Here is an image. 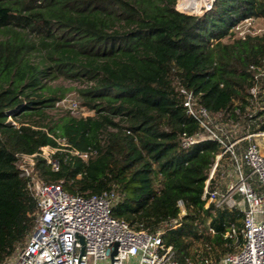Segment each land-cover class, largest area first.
I'll use <instances>...</instances> for the list:
<instances>
[{"label":"trees","instance_id":"1","mask_svg":"<svg viewBox=\"0 0 264 264\" xmlns=\"http://www.w3.org/2000/svg\"><path fill=\"white\" fill-rule=\"evenodd\" d=\"M177 1L0 0V264L36 223L16 155L46 146L57 149L59 169L38 156L39 179L63 181L71 194L115 191L113 216L136 231H163L179 264L220 259L242 245V236L238 244L225 237L231 224L241 229L242 213L202 199L222 146H181L180 136L200 127L179 88L223 122L243 118L245 132L264 131V79L263 109L247 115L256 106L249 69L264 70V35L233 39L242 22L264 19V0H216L199 15L179 12ZM62 78L87 84L79 95L89 114L51 119L66 93L51 83ZM71 151L95 154L85 161Z\"/></svg>","mask_w":264,"mask_h":264},{"label":"built area","instance_id":"2","mask_svg":"<svg viewBox=\"0 0 264 264\" xmlns=\"http://www.w3.org/2000/svg\"><path fill=\"white\" fill-rule=\"evenodd\" d=\"M215 1L205 0L202 13L210 10ZM248 20L255 22L254 19ZM249 71L253 82L251 102L257 106L255 111H248L251 118L256 110L263 109L258 97L262 91L264 70L251 65ZM179 93L186 114L200 127V132L192 137L181 135V146L189 148L207 140L217 141L222 146L209 172L202 199L217 209L237 210L243 215L240 234L236 225L231 224L225 235L231 239L242 236L243 243L239 249L220 259L203 257L200 264H264V152L253 141L263 137L264 131L244 132L230 143L226 133L217 132L216 128L223 131L221 127L225 124L220 117L212 116L184 87L179 88ZM68 109L73 116L81 114L77 101L70 100ZM241 121L233 126L237 127ZM56 151L46 146L35 154L16 155L19 175L37 203L36 223L25 246L16 251L6 264H179L173 247L163 242V231H136L126 221L113 216L118 200L115 191L71 194L63 187V181L52 183L39 179L35 174L37 157L45 159L50 168L57 171L59 164L53 157ZM71 154L87 161L95 152L80 154L71 151ZM226 156L230 157L235 169V181L229 183L224 191L217 186L212 190L209 182L216 179L221 161ZM179 206L182 207L181 202ZM186 262L192 264L188 259Z\"/></svg>","mask_w":264,"mask_h":264},{"label":"rangeland","instance_id":"3","mask_svg":"<svg viewBox=\"0 0 264 264\" xmlns=\"http://www.w3.org/2000/svg\"><path fill=\"white\" fill-rule=\"evenodd\" d=\"M183 2H185V0H178L177 1L176 10H178L179 12H182L185 14H190V15H199L204 10V6H203V4H201V7H200L201 10L199 9L200 12L198 11V12L192 13L191 11L190 12L187 10L184 11L182 9ZM263 31H264V19L255 20L254 23L249 21V20H246V21L242 22L241 24H239L238 27L234 30L235 34L233 36V39L243 37L244 35H253V36L259 35V36H261V35H264ZM51 85L58 86V87L62 88L63 90H66L65 97L61 101L62 103L60 105L57 104L55 108L48 111V114L51 116V119H54V120L65 115L66 112H69L68 102L70 100L77 101L80 105L79 91L87 86V84L83 81L69 79V78L59 79L56 82H52ZM254 111H250V112H254ZM87 114H89V112L86 110V108L81 107V114L75 115V117H81V116L87 115ZM11 121L15 122V120H11ZM223 123H225L222 125L223 127H221V128H223V131H221L222 129L216 128L217 132H219V134L226 133L227 134L226 136L228 137V140L230 141V143H232L236 139V137L242 136L243 133L245 132L244 131V125H245L244 119H243V121L240 122V124L237 127H234L233 126L234 124H231V123H226V122H223ZM253 141L255 143H257V145H259L260 149L264 152V136L254 138ZM245 170L249 172V170L247 168ZM234 181H235V169L233 167V164L231 162L230 157L226 156L221 161L219 170L216 173V179H215L216 186L220 190L224 191L226 189V186L229 183H232ZM236 227H237V225H236ZM238 229L239 228L237 227V231L239 233L240 230H238ZM238 237H240V235ZM234 242H235V244H238L239 238L234 239ZM24 246H25V244L21 245L17 249V251L19 249L23 248ZM238 249L239 248H237L236 251ZM200 250H202V249L200 248V246L198 244L197 245L195 244L193 246L192 252H193V260L194 261L198 262V259H199L198 253H202ZM195 252H196V254H195Z\"/></svg>","mask_w":264,"mask_h":264},{"label":"bare ground","instance_id":"4","mask_svg":"<svg viewBox=\"0 0 264 264\" xmlns=\"http://www.w3.org/2000/svg\"><path fill=\"white\" fill-rule=\"evenodd\" d=\"M204 2H205V0H185V2H183L182 9L184 11L185 10H187L189 12L191 11L192 13L198 12L200 7H201V4H203Z\"/></svg>","mask_w":264,"mask_h":264},{"label":"crops","instance_id":"5","mask_svg":"<svg viewBox=\"0 0 264 264\" xmlns=\"http://www.w3.org/2000/svg\"><path fill=\"white\" fill-rule=\"evenodd\" d=\"M227 186H228V185H227ZM227 186H226V187H227ZM210 258H215V257L212 255Z\"/></svg>","mask_w":264,"mask_h":264},{"label":"water","instance_id":"6","mask_svg":"<svg viewBox=\"0 0 264 264\" xmlns=\"http://www.w3.org/2000/svg\"><path fill=\"white\" fill-rule=\"evenodd\" d=\"M113 255H115V253Z\"/></svg>","mask_w":264,"mask_h":264}]
</instances>
